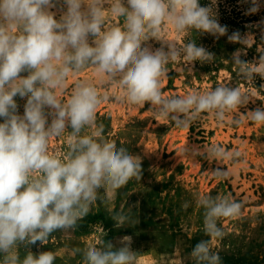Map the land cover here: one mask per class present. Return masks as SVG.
Returning a JSON list of instances; mask_svg holds the SVG:
<instances>
[{"label": "clouds", "instance_id": "obj_1", "mask_svg": "<svg viewBox=\"0 0 264 264\" xmlns=\"http://www.w3.org/2000/svg\"><path fill=\"white\" fill-rule=\"evenodd\" d=\"M242 3L249 5L245 15L264 7L262 0ZM57 4H62L59 19L53 11ZM216 4L217 0L207 6L199 0H0V264H54V251L38 255L28 251L21 259V246L46 244L54 232L74 230L98 200L116 228L136 222L131 213L113 211V199L133 177L140 179L141 164L127 148L102 135L103 125H96V112L109 99L107 92L84 79L75 81L66 100L61 98L70 76L93 68L101 82L106 78L118 87V102L149 104L158 117L171 119L177 128L189 127L202 113L224 123L249 102L247 92L228 84L205 92L162 94L171 62L215 60L195 40L182 46L168 40L169 30L177 36L193 30L217 38L227 35L229 42L243 46L231 57L239 76L248 83L256 75L264 78V48L259 49L258 60H242L244 48L255 42L253 34L236 30L228 35L227 26L217 19ZM112 17L122 24H109ZM260 26L264 19L246 25ZM149 40L161 47L143 46ZM24 72L27 75L21 76ZM17 96L26 98L23 115L18 113ZM247 119L264 124V107L248 111ZM231 122L244 121L233 116ZM93 127L96 131L83 134ZM62 136L66 150L50 153L51 139ZM207 154L217 161L241 156L219 144L210 145ZM213 174L226 178L229 170L217 167ZM195 202L203 209L208 238L197 242L190 255L195 264H222L213 242L225 236L220 222L239 217L242 205L219 195H198ZM188 206L186 202L184 207ZM118 245L102 238L99 245L90 243L74 252L83 264H138L131 236L121 237Z\"/></svg>", "mask_w": 264, "mask_h": 264}, {"label": "rangeland", "instance_id": "obj_2", "mask_svg": "<svg viewBox=\"0 0 264 264\" xmlns=\"http://www.w3.org/2000/svg\"><path fill=\"white\" fill-rule=\"evenodd\" d=\"M199 2L201 6H207L211 0ZM219 5L220 0H217V19L221 25L227 26L230 35L238 29L225 23ZM247 7L236 2L234 6H227L226 14L239 22L241 20L231 13L236 9L244 18L245 27L259 24L264 19V7L256 14L245 15ZM61 8L62 4H57L53 9L57 19ZM108 23L122 24V20L112 17ZM240 32H251L255 41L250 48H244L241 59L246 62L258 60L261 54L258 51L264 48V26L246 27ZM166 38L176 40L178 46L195 40L198 46L213 53L215 60L212 63L195 61L188 64L180 58L171 62L167 65V75L161 86L165 97L192 91L205 92L228 84L247 92L249 102L230 113L224 123H218L209 113H202L189 127L177 128L171 119L158 117L149 104L131 106L118 102L115 98L120 95L118 87L106 78L101 82L93 68L70 76L61 98L66 100L75 81L84 79L96 84L101 93L107 92L109 99L97 109L96 125H103L102 135L115 141L118 147L127 148L141 164L140 179L133 177L113 199V211L131 213L136 222L116 228L111 214L98 200L85 217L89 218L88 229L81 230L85 223L78 221L74 230L54 232L46 244L36 242L21 246V259L28 251L34 255L54 251L57 255L54 264H83L82 257L74 249L90 243L99 245L102 238L119 246V239L128 235L132 237V250L139 255L138 264H195L191 250L197 242L208 238L203 232V209L196 205V198L198 195H219L229 196L242 205L239 217L220 222L225 236L213 242L222 264H234L236 260L264 264V124L247 119L248 111L264 107V78L256 75L253 83H248L239 76L231 57L243 46L229 42L227 35L217 38L193 30L177 36L169 30ZM143 46L155 50L161 44L149 40ZM26 75V72L21 73V76ZM14 99L18 113L23 115L26 98L17 96ZM233 116L244 122L239 125L232 123ZM94 131L95 127L88 128L83 134ZM212 144H219L230 152L238 150L241 156L227 161L210 159L207 149ZM65 150V137L51 139L50 153L63 154ZM217 167L228 169L229 175L217 178L213 174ZM100 194L104 195L103 190ZM186 202L187 208L184 207ZM96 225L100 227H94Z\"/></svg>", "mask_w": 264, "mask_h": 264}, {"label": "trees", "instance_id": "obj_3", "mask_svg": "<svg viewBox=\"0 0 264 264\" xmlns=\"http://www.w3.org/2000/svg\"><path fill=\"white\" fill-rule=\"evenodd\" d=\"M236 2H241L242 3V0H220V12H221V14H222V19L225 21V23L226 24H228V25H231V26H234V28H237L239 31H242V30H244V29H246V27L244 26V22L242 21L244 18L243 17H240V15H241V13H240V11H236V9H234L233 11H231V13L232 14H234L235 15V18H237V19H240L241 21H239V22H235L234 20H232V18H230L226 13H227V10H226V8H227V6H229V5H231V6H234V4L236 3ZM242 4H245V6H249L248 4H246V3H242ZM227 5V6H226ZM235 8V7H234ZM239 17V18H238ZM236 19V20H237ZM88 219L89 218H85V219H83V220H80L81 221V223L83 224V223H85V225L84 226H81L80 228H81V230L82 229H88L89 227V225H87L88 223L87 222H89L88 221ZM240 262H242V261H235V263L234 264H253V263H251V262H249V263H240Z\"/></svg>", "mask_w": 264, "mask_h": 264}]
</instances>
